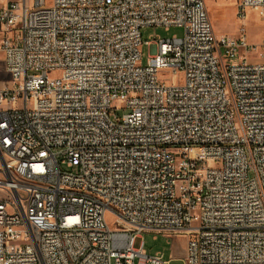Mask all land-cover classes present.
Segmentation results:
<instances>
[{
  "label": "built area",
  "instance_id": "2783aa9c",
  "mask_svg": "<svg viewBox=\"0 0 264 264\" xmlns=\"http://www.w3.org/2000/svg\"><path fill=\"white\" fill-rule=\"evenodd\" d=\"M0 44V264H169L144 231L264 264V38L217 36L205 0H0Z\"/></svg>",
  "mask_w": 264,
  "mask_h": 264
},
{
  "label": "rangeland",
  "instance_id": "374dc122",
  "mask_svg": "<svg viewBox=\"0 0 264 264\" xmlns=\"http://www.w3.org/2000/svg\"><path fill=\"white\" fill-rule=\"evenodd\" d=\"M23 3V0H20ZM209 11L211 21L215 27L217 36L230 35L238 36L242 29L245 30L247 40L251 44H259L264 38V12L261 9L247 8L242 12L239 8L240 0H205ZM174 35L182 37L184 28L179 26H171L166 29L163 26H151L142 29L143 41L152 40L155 42L157 38H170ZM1 45V44H0ZM149 48L153 51L155 44L148 46L146 43L142 45V64H146L149 59ZM256 48V47H255ZM243 49L242 52H244ZM249 53L250 59L261 57L262 47ZM236 62V60H233ZM50 76L54 72L49 73ZM173 79H171L172 81ZM10 82V75L4 68L3 55L0 52V87ZM10 84V83H9ZM114 217L108 215V223L115 228ZM144 241L145 250L148 254H155L159 251L164 252L165 259L169 264H185L184 256L188 246V235L185 233L170 232H154L144 231L141 237L136 239V243Z\"/></svg>",
  "mask_w": 264,
  "mask_h": 264
}]
</instances>
